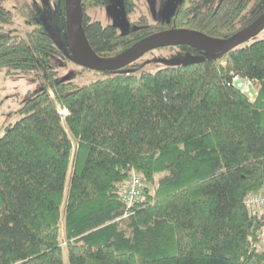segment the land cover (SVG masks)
Listing matches in <instances>:
<instances>
[{
	"label": "trees",
	"instance_id": "1",
	"mask_svg": "<svg viewBox=\"0 0 264 264\" xmlns=\"http://www.w3.org/2000/svg\"><path fill=\"white\" fill-rule=\"evenodd\" d=\"M4 1L0 71L44 81L8 113L19 118L0 137V264H64L65 251L69 264H264V210L245 203L264 189V37L224 53L171 45L166 61L78 83L55 72L71 57L65 0L19 2L33 26L25 35L5 29L14 12ZM113 1L82 0L102 57L169 28L228 37L264 12V0H179L167 17L120 31L88 12ZM122 1L129 18L137 2ZM190 57L198 60L179 62ZM152 61L159 68L143 70ZM236 76L257 87L255 98ZM134 171L144 184L127 206Z\"/></svg>",
	"mask_w": 264,
	"mask_h": 264
},
{
	"label": "rangeland",
	"instance_id": "2",
	"mask_svg": "<svg viewBox=\"0 0 264 264\" xmlns=\"http://www.w3.org/2000/svg\"><path fill=\"white\" fill-rule=\"evenodd\" d=\"M28 1L30 3H40L46 5L48 0H5L4 5L14 12V22L11 25L5 26V29L12 30L16 33L25 35L33 26L27 23L25 18L18 12L17 7L19 2ZM54 2V0H52ZM137 2V9L132 12L129 18L125 17L123 13V6L118 1L90 8L88 10L91 19H98L102 23H115L119 26L120 31H125L133 26V23L138 21L141 17L146 16L149 22H154L161 18L167 17L173 9V5H178L179 0H135ZM264 37V29L256 35V38ZM60 46L64 48V40H60ZM170 46V45H169ZM169 46H162L147 51L138 60L144 61L162 57V59L170 56L174 50ZM157 64V65H156ZM160 66L159 61H152L148 63L143 70L155 71ZM57 77L72 78L78 83H88L94 79L104 77L105 73L100 70H94L77 63L68 54L60 56L55 66ZM44 77L38 71L29 72L26 74H19L15 76L6 75L0 71V137L5 132V127L9 122H15L19 116L14 115L10 119L8 114L13 109H18L23 96L29 90L36 88ZM257 89V87H256ZM9 115V116H8ZM134 173H137L134 171ZM138 174V173H137ZM264 246V240H262ZM64 264H69L68 253L65 251Z\"/></svg>",
	"mask_w": 264,
	"mask_h": 264
},
{
	"label": "water",
	"instance_id": "3",
	"mask_svg": "<svg viewBox=\"0 0 264 264\" xmlns=\"http://www.w3.org/2000/svg\"><path fill=\"white\" fill-rule=\"evenodd\" d=\"M116 1L123 6L122 0ZM65 3L67 37L71 57L85 67L100 71L118 70L130 72L131 69L127 68V65L138 60L147 51L162 46L187 44L201 47L209 52L224 53L231 47L255 37L264 29V12L245 28L228 37H214L203 31L186 27L169 28L145 36L124 52L102 57L97 54L87 39L83 24L82 0H65ZM166 60L164 59V61ZM197 60L198 57H190L179 59V62L186 63ZM233 85L246 95H251L254 98L258 94L257 89L248 79L236 76Z\"/></svg>",
	"mask_w": 264,
	"mask_h": 264
},
{
	"label": "built area",
	"instance_id": "4",
	"mask_svg": "<svg viewBox=\"0 0 264 264\" xmlns=\"http://www.w3.org/2000/svg\"><path fill=\"white\" fill-rule=\"evenodd\" d=\"M127 181V186L122 193V197L127 203V206H132L142 192L144 180L141 175L133 172ZM245 203L250 211H263L264 189L262 191L249 193L246 197Z\"/></svg>",
	"mask_w": 264,
	"mask_h": 264
}]
</instances>
